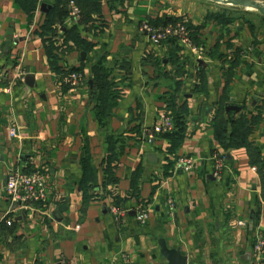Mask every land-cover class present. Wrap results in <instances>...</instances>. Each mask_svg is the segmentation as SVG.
I'll list each match as a JSON object with an SVG mask.
<instances>
[{
	"label": "crops",
	"instance_id": "crops-1",
	"mask_svg": "<svg viewBox=\"0 0 264 264\" xmlns=\"http://www.w3.org/2000/svg\"><path fill=\"white\" fill-rule=\"evenodd\" d=\"M55 2L40 0L30 20L16 0H0V215L13 221L0 223V264H167L161 239L189 264H258L264 183L249 147H225L216 128H250L247 141L264 159V14L211 0H102L106 30L82 26L97 45L86 53L71 46L58 61L83 74L73 83L53 71L40 33ZM169 18L188 25L199 54L176 37L151 40L145 27ZM80 20L68 16L56 39ZM102 57L121 92L104 127L92 98ZM18 63L24 78L13 80ZM171 96L186 110L182 130L158 132L162 115L172 117ZM109 136L115 182L106 181ZM86 155L93 176L83 183ZM16 169L46 175L45 201L13 208L5 182ZM113 207L124 210L120 222ZM143 207L144 225L136 218Z\"/></svg>",
	"mask_w": 264,
	"mask_h": 264
},
{
	"label": "trees",
	"instance_id": "trees-1",
	"mask_svg": "<svg viewBox=\"0 0 264 264\" xmlns=\"http://www.w3.org/2000/svg\"><path fill=\"white\" fill-rule=\"evenodd\" d=\"M17 3L27 12L29 19L33 20L35 12L37 11L38 4L40 0H16ZM69 1L70 0H56L55 4L48 10L45 23L41 27V35L45 42V47L50 60L51 67L55 73L60 74V76H67L68 72L64 71L59 66V59L61 53L66 51L67 48L71 46H77L82 49L85 53L91 52L97 43L94 40H90L83 36L82 26L86 27L87 31H94L95 34L103 33L107 28L106 20H104L101 5L102 0H74L75 4L81 10V20L79 23H75L70 26L64 34L61 40L56 39V33L59 28L64 25L65 19L69 16ZM115 1V0H110ZM160 21V23H159ZM155 23V28L165 27L169 24L184 23L187 27L188 25L180 20L176 19H165L163 21L159 20ZM189 29V27H188ZM169 39L173 40L172 37ZM105 57H102L98 63L93 67V88H92V98L95 104V110L97 118L101 126L106 125V121L110 116V111L112 106L121 96V92L117 88L116 84L113 82L111 77L112 69L106 67ZM167 107L171 111L173 126L182 130L184 113H186L184 107L178 106L175 97L167 98ZM241 123H239L232 134L226 132L223 122H219L216 128L217 138L222 145L225 147L247 145L250 150V156L252 164L256 166L261 174L264 183V159L262 152L253 147L247 141L248 130H243ZM113 136H109V143L111 144L110 153L106 159V174L107 180L110 182H115L113 176V165L116 156L114 145L112 146ZM119 154L122 153V148L119 149ZM83 170L84 178L83 183L90 180L93 176V170L90 164V157L86 155L83 160Z\"/></svg>",
	"mask_w": 264,
	"mask_h": 264
},
{
	"label": "built area",
	"instance_id": "built-area-1",
	"mask_svg": "<svg viewBox=\"0 0 264 264\" xmlns=\"http://www.w3.org/2000/svg\"><path fill=\"white\" fill-rule=\"evenodd\" d=\"M69 18L74 20H79L81 18V10L79 7L72 2L70 4ZM151 33V40L155 43H160L164 38L167 37H176L181 39L185 44H187L192 52L195 54L200 53V49L194 46L189 37L188 27L184 23L169 24L165 27L154 28L152 26L145 27ZM2 52L0 50V60ZM12 79L13 80H22L24 78V72L22 70L21 63H18L14 66L12 70ZM68 81L77 83L84 80L82 73L73 72L69 73L66 76ZM173 128V119L170 115H162L161 123L155 128L158 132H167ZM216 161V170L214 172V177L217 179L222 178L223 173V157L219 154L214 155ZM185 169H190L191 160L190 159H181ZM48 180L46 175L39 171H20V170H11L6 176L5 182V192L12 202H20L23 206L41 203L45 201L48 195ZM167 204L170 208L171 213L175 209V201L173 198H168ZM113 214L117 222H120L121 217L124 214V210L118 207L112 208ZM150 210L147 207L139 208L136 214L138 222L142 225L146 224L149 219ZM5 222L7 225H12L13 221L7 216V214L0 215V223ZM126 260L129 261L127 256ZM254 259L260 264L264 259V238L258 236L254 244Z\"/></svg>",
	"mask_w": 264,
	"mask_h": 264
},
{
	"label": "water",
	"instance_id": "water-1",
	"mask_svg": "<svg viewBox=\"0 0 264 264\" xmlns=\"http://www.w3.org/2000/svg\"><path fill=\"white\" fill-rule=\"evenodd\" d=\"M225 5H231L239 8L254 9L264 14V5L259 4L256 1L251 0H211ZM50 5H43L41 7L42 11H47ZM30 78V77H29ZM92 85V81L89 82ZM154 156H150L153 158ZM22 206L20 202H14L13 208ZM161 253L167 259V264H189L188 256L184 255L181 249L178 248H168L164 239L160 240Z\"/></svg>",
	"mask_w": 264,
	"mask_h": 264
},
{
	"label": "rangeland",
	"instance_id": "rangeland-1",
	"mask_svg": "<svg viewBox=\"0 0 264 264\" xmlns=\"http://www.w3.org/2000/svg\"><path fill=\"white\" fill-rule=\"evenodd\" d=\"M251 1H256V2H258L259 4H261V5H264V0H251ZM215 3V2H214ZM216 4V3H215ZM219 3H217V5H218ZM225 6V5H224ZM231 6V5H230ZM231 8H236V7H233V6H231ZM239 10H240V13H244L246 16H249L250 14V12H253V13H260L259 11H257V10H254V9H245V8H239Z\"/></svg>",
	"mask_w": 264,
	"mask_h": 264
}]
</instances>
